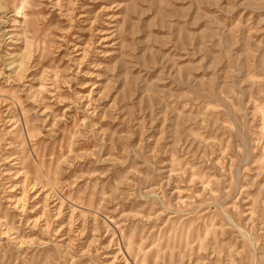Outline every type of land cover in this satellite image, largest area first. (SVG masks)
<instances>
[{
  "label": "rangeland",
  "instance_id": "374dc122",
  "mask_svg": "<svg viewBox=\"0 0 264 264\" xmlns=\"http://www.w3.org/2000/svg\"><path fill=\"white\" fill-rule=\"evenodd\" d=\"M0 264H264V0H0Z\"/></svg>",
  "mask_w": 264,
  "mask_h": 264
}]
</instances>
